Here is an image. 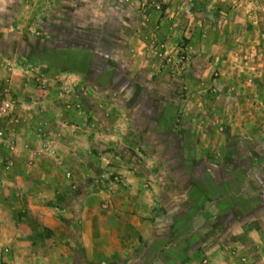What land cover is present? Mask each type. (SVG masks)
<instances>
[{
  "label": "rangeland",
  "instance_id": "374dc122",
  "mask_svg": "<svg viewBox=\"0 0 264 264\" xmlns=\"http://www.w3.org/2000/svg\"><path fill=\"white\" fill-rule=\"evenodd\" d=\"M57 62L71 69L60 71ZM48 91L63 109V135L83 120L101 128L97 137L87 132L94 134L89 147H78L82 157L69 159L65 177L52 179L61 189L90 190L103 221L116 214L112 222L122 226L130 253L121 262L101 255L99 264H136L135 244L158 247L180 236L178 249L169 247L155 264H177L184 246L180 264H264L255 246L240 249L242 235H220V220L229 222L244 209L229 211L223 201L205 204L202 212L197 191L226 168L235 147L263 178L252 180L251 191L264 184V0H0V102L14 103L0 120V215L4 200L17 202L18 167L37 172L43 151L26 146L31 131L24 130L34 127L32 137L48 133L46 112L34 113L51 105ZM84 100L96 111L86 114ZM117 205L123 209L115 213ZM9 210L0 216V264H33L4 236ZM75 213L68 211L70 221ZM18 215H25L35 244L46 252L51 231L28 213Z\"/></svg>",
  "mask_w": 264,
  "mask_h": 264
},
{
  "label": "crops",
  "instance_id": "0c3cea01",
  "mask_svg": "<svg viewBox=\"0 0 264 264\" xmlns=\"http://www.w3.org/2000/svg\"><path fill=\"white\" fill-rule=\"evenodd\" d=\"M47 62L45 63L50 67L52 63ZM60 64L61 62H57L55 66L58 67L60 71L70 70V68H60ZM78 74L82 75L80 73ZM79 77L80 76L74 77L73 79H78ZM94 78L95 75L92 72L86 79H88V82H93ZM48 82H50V85L55 83L52 78H49ZM50 93L52 92L48 91L47 94H45V100L47 103L49 100L51 105L44 108L45 110L42 111L41 108H37L38 110L34 112H46L50 120L45 121L43 125L45 132L48 133H43L41 135L36 134V136L34 135V137H32L31 134L33 130H36L34 127L29 128V130H24L26 132L31 131L30 134H26L24 140L22 139L23 142H26V146L30 147L36 145L43 153L39 156L40 160L36 165L37 167L33 168L37 170L35 173L30 172L32 169L27 170L21 168V166L18 167L19 169L17 170L16 164V177L18 178L16 179L19 182V187L15 189V195H17L18 198H16L17 202L11 201L10 204L8 203L9 200H4V202L7 203V206H5L7 208L3 209L0 216H3L5 211L10 207V210L6 214L10 217H8L7 220L4 215L3 218L6 219L5 221L3 220L5 225H8L4 236H9L11 241L14 240L16 243L15 246L23 257L30 258L29 260L30 262L33 261V264H42L44 261L47 264H49L50 261L51 264H99L98 261L102 259L101 255H105L106 257L108 255L113 256V259L115 258L121 262L125 260V257L128 256L127 253H130V251L128 250L129 247L125 239L121 238L119 227L122 226H118L117 223L112 222L116 216L114 211L111 213L113 216H111L112 219L110 218L107 221H103V207L101 204L93 205L90 202L93 195L90 190L86 188L77 189L74 188L75 186H70L65 190L64 188L61 189L59 186L56 187L52 181L53 178H58L62 175L65 177L64 173L67 172L69 159H76L79 156L82 157L81 151L78 153L79 156L76 153L78 147H89V140L94 134L96 135L95 137H97L99 133L95 131H100L101 128L95 130L90 124H87V122L83 120V122H79L78 125H69L70 128L68 129H71L73 132H70V135H63V127L66 128L67 125L62 121L64 119L58 118L59 114H63V109L61 105L59 106L56 95H51ZM29 96L32 97V94ZM26 100H30V97L27 96ZM83 107L86 114H91L97 109V106L95 107V105L90 104V101L87 102L86 100H84ZM92 129L94 134H87V132ZM66 133L68 134V130H66ZM104 136L102 135V139ZM66 148H74L73 150L75 151L71 149L68 151L69 153H66ZM238 150L239 148L237 147L230 150L231 158L226 160V168L214 174L210 179L211 182L210 180L206 182L209 186L205 185V187L202 188L197 187V191H199L202 199H204L203 201H205L204 206H201L200 210L202 212L204 211L205 204L223 201L228 203L229 211L240 206L244 211L242 214L239 213V217H235V219L229 222H226L224 219L220 220L222 227L224 226V230L223 232L220 231V235H223L226 230H228V233H233V235L240 234L242 235L244 244L240 249H245V252L249 249V251L251 250L252 252V249H254L252 247L255 246L257 252L264 255V184H260V187L256 189V191H251L250 188L253 179L259 180L260 182V180L263 181V178L259 174H252L251 167L246 164L250 161L249 156L241 154ZM33 151L34 150H32L31 155L34 156ZM229 164L232 165L231 169H229ZM262 168H264V162L262 163ZM25 171L27 174H25ZM202 177L203 176H197L198 180L203 179L202 183H204L206 179ZM38 179L43 180L44 183H38L40 182ZM82 180L85 181L86 178L83 177ZM75 183L74 185L79 187V182ZM98 194L102 199L103 194ZM207 194L209 196H206ZM74 209L76 210L74 215L75 220L70 221L68 211L71 212ZM119 209L122 210L123 207L117 205L114 209L115 213L119 212ZM17 210L19 212L28 213V215L30 214L45 228L51 231L50 237L45 239V243H47L46 247L48 246L46 252L41 251L42 246L40 247V244H35V231L31 228L30 222L23 221L25 220V215L21 217H19V215L14 216ZM258 214L262 216V218L259 219L257 216ZM96 215L98 216L97 220H95ZM224 215H226V213L220 214L219 216L223 217ZM202 218L203 222L200 226H203L206 219L205 216ZM12 226L15 229H8ZM103 231H105V233H103ZM164 239H166L164 244L158 247L154 244L152 246V243L148 245L142 242L135 244L136 248L131 251L134 257L137 255L135 263L155 264L156 260L164 261L163 254L166 256L169 255V253L165 251L169 247L174 250L178 249L177 246L182 236L171 242L169 237ZM68 244L74 248L69 247ZM58 245L61 248H59ZM143 245L144 248L140 249ZM49 246H52V248H49ZM62 247L64 248L62 249ZM188 249L189 246H184V248H182V258L177 264L183 262L187 257ZM87 250L88 252H86ZM149 252H152V254L150 258L146 260ZM122 254H124V256ZM213 254L216 258V252H211V255ZM64 257L68 258L70 262L65 261ZM93 257L95 258L94 261ZM217 258H224V256L218 253ZM100 263L106 264V261L101 260Z\"/></svg>",
  "mask_w": 264,
  "mask_h": 264
},
{
  "label": "built area",
  "instance_id": "2783aa9c",
  "mask_svg": "<svg viewBox=\"0 0 264 264\" xmlns=\"http://www.w3.org/2000/svg\"><path fill=\"white\" fill-rule=\"evenodd\" d=\"M13 109L14 103L9 98H5L4 100H2L0 102V120L10 116Z\"/></svg>",
  "mask_w": 264,
  "mask_h": 264
},
{
  "label": "trees",
  "instance_id": "16d2710c",
  "mask_svg": "<svg viewBox=\"0 0 264 264\" xmlns=\"http://www.w3.org/2000/svg\"><path fill=\"white\" fill-rule=\"evenodd\" d=\"M62 52V51H61ZM60 68H70L71 69V66H68V65H60L59 66Z\"/></svg>",
  "mask_w": 264,
  "mask_h": 264
}]
</instances>
